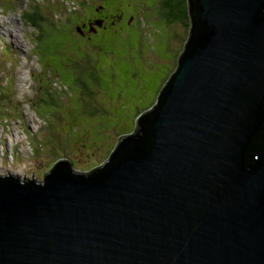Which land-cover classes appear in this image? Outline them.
Segmentation results:
<instances>
[{"label": "water", "instance_id": "water-1", "mask_svg": "<svg viewBox=\"0 0 264 264\" xmlns=\"http://www.w3.org/2000/svg\"><path fill=\"white\" fill-rule=\"evenodd\" d=\"M157 102L82 171L0 174V264H264V0H188Z\"/></svg>", "mask_w": 264, "mask_h": 264}, {"label": "rangeland", "instance_id": "rangeland-1", "mask_svg": "<svg viewBox=\"0 0 264 264\" xmlns=\"http://www.w3.org/2000/svg\"><path fill=\"white\" fill-rule=\"evenodd\" d=\"M86 1L0 0V89L16 93L0 95V174L43 178L63 158L82 171L102 164L183 52L189 28L154 21L160 0H132L144 1L139 25L94 53L75 28L97 2ZM30 8L45 17L42 30L21 14Z\"/></svg>", "mask_w": 264, "mask_h": 264}, {"label": "flooded vegetation", "instance_id": "flooded-vegetation-1", "mask_svg": "<svg viewBox=\"0 0 264 264\" xmlns=\"http://www.w3.org/2000/svg\"><path fill=\"white\" fill-rule=\"evenodd\" d=\"M96 1L90 12L86 9L82 11L83 19L81 23L75 25L77 29L80 27L79 31L86 35L88 43L95 50L101 45L103 48L107 33H114L120 30L132 31L139 25V6L144 1L141 3L133 2L132 0Z\"/></svg>", "mask_w": 264, "mask_h": 264}, {"label": "trees", "instance_id": "trees-1", "mask_svg": "<svg viewBox=\"0 0 264 264\" xmlns=\"http://www.w3.org/2000/svg\"><path fill=\"white\" fill-rule=\"evenodd\" d=\"M158 3L159 4H157V5L155 4L154 5L153 10L150 12L152 19H153V16L155 17V16L158 15L159 18H160L159 21H161V19H163V17H165V18H167V20L169 22H178L179 21V22L183 23L185 26H187L189 28L188 32H187V38L185 39L184 45L182 47V49H184L185 48V43H186V41L188 39V36H189L190 27H191V24H192L191 23L190 14H189V3H188V0H160ZM141 6H139V9L141 8ZM22 14H24V19L28 20L29 23H31L32 25H34V26H36V27H38L39 29L42 30V26L43 25H42V23L40 21L45 20L44 19L45 17L38 10H36L35 8H30V10H24L22 12ZM139 19H140V22H141V10L139 12ZM154 21H156V20H154ZM156 22H158V21H156ZM133 30H135V29H133ZM129 31H131V30H124V31L120 30V31L114 32V33H107L106 34V40L103 42V48H102V45H101V47L96 49V51H94V53L103 52V54H105L108 51V47H109L110 42L114 38L118 39L120 35H124V34L128 33ZM41 35H42V33L39 36L37 35V39L40 40L41 39ZM114 36H116V37H114ZM180 52H182V51H180ZM92 53H93L92 51H91V53H89V57H90V54H92ZM179 55H180V53L177 55V59H176V61L174 63V67H173L170 75L165 79V81L162 83L161 87L158 89V92H157L156 97H155L156 100L158 99V95H159L161 89L164 87V85L166 84L168 79L171 77L173 72L177 69L178 63H179L178 62ZM87 61H88V59H87ZM0 87H2V86H0ZM44 89H45V87H44ZM9 91L11 92L10 95L8 94ZM9 91L5 92L4 90L0 89V95L3 96V98L6 99V100L7 99L9 100V97L11 96L12 97L11 98V102L12 101L14 102V100H15L14 97L16 96V93L14 92V89L12 88V86L9 87ZM42 93H43V91L40 94H42ZM155 99H154V102L156 101ZM36 103H34V106H36ZM0 106H2V105H0ZM8 110H10V108H8ZM140 114H142V112L139 113L136 117H138ZM0 116H1L0 117L1 119H4V118L7 119V117L4 116V115L3 116L0 115ZM136 119L134 120L135 124L137 123Z\"/></svg>", "mask_w": 264, "mask_h": 264}, {"label": "clouds", "instance_id": "clouds-1", "mask_svg": "<svg viewBox=\"0 0 264 264\" xmlns=\"http://www.w3.org/2000/svg\"><path fill=\"white\" fill-rule=\"evenodd\" d=\"M154 105V104H153ZM148 110V109H147ZM146 111V110H145Z\"/></svg>", "mask_w": 264, "mask_h": 264}, {"label": "bare ground", "instance_id": "bare-ground-1", "mask_svg": "<svg viewBox=\"0 0 264 264\" xmlns=\"http://www.w3.org/2000/svg\"><path fill=\"white\" fill-rule=\"evenodd\" d=\"M78 12V11H77ZM65 17V16H64Z\"/></svg>", "mask_w": 264, "mask_h": 264}]
</instances>
